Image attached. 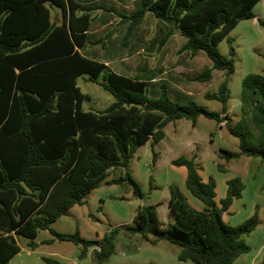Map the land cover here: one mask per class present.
Segmentation results:
<instances>
[{
    "label": "trees",
    "instance_id": "obj_1",
    "mask_svg": "<svg viewBox=\"0 0 264 264\" xmlns=\"http://www.w3.org/2000/svg\"><path fill=\"white\" fill-rule=\"evenodd\" d=\"M259 1L138 0L135 10L126 14L78 0H0V264H8L20 252L15 236L29 238V246L35 249L40 230L80 245L81 259L94 248L99 264L115 253L121 232L139 234L152 244L162 240L177 244L179 260L193 264H233L250 250L244 235L257 227L258 213L236 226L223 220V212L242 195V179L228 181V194L219 208L214 179L204 181L194 158L185 156L172 163L186 167V185L206 204L205 210L189 205L180 187L171 184L168 204L175 220L166 227L157 204L140 205L132 223L112 227L100 239L86 238L79 229L60 232L52 224L70 215L74 205L83 204L111 169L127 168L138 148L149 140H162L170 122L187 118L195 126L201 115L219 123L227 119L228 78L235 70V48L231 45L226 56L218 45L241 20L256 17L253 9ZM48 4L62 10L60 23L52 20ZM97 9L116 13L122 23L128 22L126 38L147 13L168 26L160 45L176 33L174 27L180 30L186 37L180 52L195 57L203 51L212 61L211 66L188 77L189 81L209 82L214 70L225 72L227 77L218 90L205 92L206 98L223 104L222 111L208 110L193 99H173L166 83H161L159 96L150 97L146 81L119 74L85 56L79 49L89 42L92 12ZM84 75L114 96L106 109L83 108L90 96L81 91L77 79ZM241 111L235 125L227 123L240 139L239 150L221 149L220 156L231 160L248 155L264 162V74L250 73L243 78ZM219 168L225 170L222 165ZM107 183L128 185L143 196L129 171ZM44 259L49 264H64Z\"/></svg>",
    "mask_w": 264,
    "mask_h": 264
},
{
    "label": "rangeland",
    "instance_id": "obj_2",
    "mask_svg": "<svg viewBox=\"0 0 264 264\" xmlns=\"http://www.w3.org/2000/svg\"><path fill=\"white\" fill-rule=\"evenodd\" d=\"M78 1L117 5L127 14L132 12L133 7L132 2L130 6H125L124 3H116L114 0ZM48 6L52 13V20L60 23L62 10L51 4ZM253 11L255 18L241 20L218 45L219 51L226 56L230 55L231 45L235 48V70L228 78L230 94L227 108L230 110V114L226 116L225 122L222 124L204 115L198 118L195 126L187 118L170 122L165 127V137L162 140L158 142L150 140L138 148L127 168L111 169L106 180L86 196L83 204H76L71 215L62 216L52 224L55 230L74 232L79 229L82 236L86 238H102L110 228L132 223L137 208L140 205L149 204L158 205L159 215L166 227L174 221V214L168 204L171 184L180 187L189 205L197 210H205L206 204L194 196L186 185V167L172 163L173 159L185 156L194 158L198 172L204 181H208L210 178L214 179L216 183L215 202L219 208L222 206V200L228 194V181L234 177L242 179L244 183L242 195L235 197L231 206L223 212V220L236 226L257 212L259 223L252 232L244 235L250 250L238 256L233 264H264V162L259 157L248 155H241L231 160L220 156L221 149L238 151L240 147L239 137L229 131L227 123L233 126L241 118V83L243 78L250 73L264 74V25L261 24L264 22V0H260ZM95 13L100 14L101 11ZM109 14L104 15L114 18ZM147 16L142 23L145 27L148 24L152 26L153 20L158 24L163 22L151 13H148ZM96 23L92 25L90 38L96 37V35L104 37L109 30L113 33H121L122 29L126 27L119 21H115V23L109 24L110 28L106 30L101 26H96ZM153 30L157 33L158 29L153 27ZM182 38L186 40L185 36ZM97 47L98 52L104 51L101 47ZM122 47H124L123 44H118L117 50L123 52ZM149 47L150 45L147 46V48ZM85 50L92 51L91 47H86ZM85 50L83 49V51ZM173 58L176 60L179 55ZM185 60L187 61L183 66L184 69H180L184 74V76L182 75L184 77L182 85L186 86L188 82L196 93L190 99L197 101L208 110L222 111L223 104L218 100L206 98L205 92L217 91L220 83L227 77L226 74L220 70H214V77L209 82L189 81L188 77L196 74L198 69L201 71L205 66H211L212 61L203 51L199 52L197 57H188V59L186 57ZM86 77L84 75L77 79L81 91L90 96L89 100L84 101L83 108L86 110L106 109L115 101L114 96L102 85L89 81ZM172 78V83H174L175 79ZM148 93L150 97H154L152 89ZM154 153H157L156 161ZM219 165L224 166L225 170H221ZM126 171H129L140 184L143 196L136 195L128 185L107 183V180L125 175ZM131 236L133 235L121 232L116 239L119 247L126 250L128 255L115 254L104 264H115L117 261H128L134 264H193L192 261L179 260L180 246L177 244L162 240L155 245L139 234H135L134 239ZM51 238H53L52 234L48 230H40L35 241L40 242V240ZM29 242V238L18 236L21 251L8 264H49L44 259L45 256L66 264H72L69 256L83 262V259L81 260L79 257L81 246L73 242L51 240L44 245L40 244L38 251L29 247ZM85 262L86 264H98V260L94 256Z\"/></svg>",
    "mask_w": 264,
    "mask_h": 264
},
{
    "label": "crops",
    "instance_id": "obj_3",
    "mask_svg": "<svg viewBox=\"0 0 264 264\" xmlns=\"http://www.w3.org/2000/svg\"><path fill=\"white\" fill-rule=\"evenodd\" d=\"M114 2L124 3L125 6H128V5L130 6V4L132 2V6H133L132 11L135 10V8L138 5V0H114ZM81 3H85V2H81ZM85 4H96V3H93L92 1H90V2H86ZM99 5L114 7L118 10L122 9L117 5H114V6L104 5V4H99ZM99 10L101 11L102 14L101 13L100 14L95 13ZM122 10H120V11H122ZM122 12H124V10ZM108 13L113 15L114 18L104 15V14L108 15ZM115 14L113 12H109V11L104 10V9H97V10L93 11L92 17L94 19L91 23L89 30H88L89 42L86 44V46H84L82 49H79V50L85 56L92 58V59H95V60H98L99 62L105 63L112 70H114L115 72H117L119 74L128 76L134 80L146 81L148 83V91L150 89H152V93L154 94V97L159 96L161 83H166L169 87L170 96L173 99H176V100L180 99V100H184V101L187 100L188 101L190 98H193V96H195V94H196L193 91L194 89L191 88V86L188 84V82L186 83V86L182 85V81H184V80H182V79H184V77H182V75L184 76V74H182L183 72L181 73L180 69H184L183 66H185V61H187V60H185L186 57H187V59H188V57H194L188 51H184V52L179 51L180 48L183 46V44L186 41V40H183V38H182L184 36L181 35L180 32L179 33L176 32L174 35H172L165 42V44L160 45V43H159L160 39L162 38L163 35H165L167 33L168 26L164 22H161V24H158L156 22L154 23L152 16H150V18L153 20L152 26H150L148 24V26L145 27V26H143V24H141L139 26V28L136 29L129 38H126V33L128 31V22L122 23L121 17H119V15H117V14L115 16ZM147 15H148V13H147ZM147 15L145 16L144 21L148 17ZM99 17H101V18H99ZM108 20H109V22H108ZM96 21H97V23H96ZM115 21H119L120 23L124 24V26H126L125 28L122 29V32H121L122 34L121 33H113L112 31L109 30V32H107L104 35V37H102L101 35H96V37H93V38L89 37L90 33L92 34V25L93 24L96 23V26H101L102 29L107 30L108 28H110L108 25L115 23ZM153 27L158 29L157 33H155L156 31L153 30ZM95 39L96 40L100 39L103 41L96 43V44L90 43L91 41H93ZM118 44L119 45L123 44V46H124V47H122L123 52H120L117 50ZM148 45H150L149 48H147ZM97 46L101 47L104 51L102 53L98 52ZM86 47H91L92 51L91 52L86 51L85 50ZM83 49L85 51H83ZM185 53H188V54H185ZM176 55H179V58H177L175 60L173 57ZM198 55H199V53L195 57H197ZM187 64H190V63L187 62ZM199 72L200 71L198 69L196 74ZM222 72H224V71H222ZM172 77H174V79H175L174 83H172V80H173ZM194 82H196V81H194ZM240 106H241V104H240ZM226 114L229 116V114H230L229 109H228ZM224 122L225 121H223L221 123L223 124ZM73 207L71 208V214L73 213ZM157 209H158V207H157ZM158 213H159V211H158ZM160 219H161V217H160ZM174 220H175V216H174ZM162 222H164V221L162 220ZM15 237H16V240L18 242V236H15ZM52 237L53 238H51V239H43V240H40V242H37V247L33 250L38 251L40 244L44 245L45 243L50 242L51 240L55 241L56 239H54L53 235H52ZM117 237H119V235ZM131 237H132V239H134L135 236L133 235ZM48 240H50V241H48ZM28 246H29V243H28ZM127 248H130V246H127ZM115 254H119L122 256L128 255V252L126 250H124L123 248L121 249L119 247L117 240H116V251L113 255H115ZM93 256L96 257L95 250H94V248H91L88 251L86 257L83 258V260L81 259L83 262L76 260V258H74L72 256H69V257L72 260V264H86L85 261L88 258L92 259ZM109 259H107L104 263H106ZM62 263H64V262H62ZM104 263H102V264H104ZM64 264H66V263H64ZM115 264H134V263H131L128 261H117V262H115Z\"/></svg>",
    "mask_w": 264,
    "mask_h": 264
},
{
    "label": "water",
    "instance_id": "obj_4",
    "mask_svg": "<svg viewBox=\"0 0 264 264\" xmlns=\"http://www.w3.org/2000/svg\"><path fill=\"white\" fill-rule=\"evenodd\" d=\"M174 31L177 32V33L180 32V30H178L176 27H174Z\"/></svg>",
    "mask_w": 264,
    "mask_h": 264
},
{
    "label": "built area",
    "instance_id": "obj_5",
    "mask_svg": "<svg viewBox=\"0 0 264 264\" xmlns=\"http://www.w3.org/2000/svg\"><path fill=\"white\" fill-rule=\"evenodd\" d=\"M225 115H227V114H225ZM101 248L100 247H97V250H100Z\"/></svg>",
    "mask_w": 264,
    "mask_h": 264
}]
</instances>
